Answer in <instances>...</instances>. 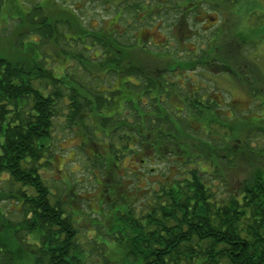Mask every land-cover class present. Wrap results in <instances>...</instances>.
Returning <instances> with one entry per match:
<instances>
[{
  "label": "trees",
  "instance_id": "1",
  "mask_svg": "<svg viewBox=\"0 0 264 264\" xmlns=\"http://www.w3.org/2000/svg\"><path fill=\"white\" fill-rule=\"evenodd\" d=\"M179 1L183 5L184 35L189 38L184 18L187 20L189 13L195 15L201 0ZM212 1L217 9L225 2ZM37 13L40 19L30 21L33 30L49 36L56 33L57 22L48 24L41 10ZM37 22L45 30L36 26ZM221 33L224 35L221 30L210 41L219 40ZM216 50L229 59L217 68L210 64L207 50L202 57L195 52L198 58L188 59L174 51L155 53L160 60L182 63L183 68H195L200 63L216 71H230L241 80L228 53L215 49V54ZM130 53L135 52L119 53L125 71L149 80L143 68L132 64L135 61ZM29 58L12 61L0 53V175L8 173L14 184L4 196L14 197L24 212L21 220L14 221L0 209V264H85V250L76 227L79 220L75 219L79 211L64 200L52 201L51 187L40 173L48 162L52 128L65 98L69 99L68 120L88 131L85 118L95 113L99 120H94L90 128H100L103 135L98 137L109 140L111 148H120L121 155L133 154L137 148L146 153L139 158L143 166L153 155L175 154L179 158L173 160L177 164L170 163L176 167L174 174L160 181L158 189L149 191V199L147 194L138 199L122 194L120 200L108 204L115 208L111 225L119 235L115 239V259L107 257L104 264H264V90L261 97H256L262 112L257 118L241 115L227 120L214 97L203 100L180 85L178 94L185 103L180 110L172 102L177 98L169 96L151 114L144 105L147 101L122 99L119 108L115 97L114 117L102 112L112 101L101 91L91 90L87 82L67 85L43 61ZM250 78L249 83H254L255 76ZM91 132L88 134L92 137L87 136L93 138L97 133ZM254 135L262 139L256 146L249 142ZM132 139L134 146L130 144ZM163 146L167 151L160 150ZM114 155H106L105 162L109 164ZM172 166H168L169 172ZM224 168L232 172L242 169L239 174L231 173L235 184L229 191L227 185L215 182ZM107 186L117 196L119 185L115 183V189L113 182ZM29 236L34 238L28 240ZM15 244L29 255L21 262Z\"/></svg>",
  "mask_w": 264,
  "mask_h": 264
},
{
  "label": "rangeland",
  "instance_id": "2",
  "mask_svg": "<svg viewBox=\"0 0 264 264\" xmlns=\"http://www.w3.org/2000/svg\"><path fill=\"white\" fill-rule=\"evenodd\" d=\"M23 1L27 6H33L29 14L22 6ZM37 2L38 0H0V53L12 61L24 60L29 57L36 62L43 61L46 67L53 70L55 76L63 77L67 85H71L72 82L79 84L80 81L81 83L87 82L91 90L107 88L101 91V94L106 98L110 97L112 105L103 107L102 112L115 117V101L112 100L114 96L112 93H118L116 90L114 91L117 84L112 81L114 79L112 72H108L112 71L111 68L104 74L107 67L113 66L115 63V51L83 49L81 45L82 33H77L78 29L72 25V23H76L72 19L65 20V22L66 17L60 16L58 9L53 6V2L49 4V2L43 1L42 3L45 5L49 17L54 20L50 22L54 25L57 22L56 33L54 31L52 36H49L46 32L33 30L30 21L40 19V15L35 9ZM175 2L171 1L168 4L169 8L163 10L170 15L167 17L168 25L164 27V30H161L160 36L154 34L153 40L173 44L171 46L174 47L176 43L180 42L181 49H173L183 59L198 58V55L202 57L207 50L210 53V64H214L216 68L225 64L229 59L224 53L222 55L216 50L215 54L213 50L219 49L226 52L232 65L238 69L237 75L243 80L235 79L230 71L218 69L216 71L198 63L195 68H182V76L177 78L174 75L171 76L170 79L176 82L174 86L178 87L182 82L183 86L190 87L191 90L201 83L203 91L210 90L214 94L217 102L221 104V112L224 113L227 120L241 115L259 117L262 112L256 97H261L262 90H264V0H232L233 3L225 0L220 4L219 9L212 4L213 1L201 0L195 15L189 13L188 21L184 18L189 30V38L185 37L183 29V31H176L175 25H172L176 19V13L180 12V9L177 10ZM65 7L71 9L69 14L79 18L80 12L73 4L65 1ZM209 16H214L218 20L217 23L212 24L207 19ZM35 25H39L45 30L42 23L37 22ZM218 27L221 28L224 35L221 33L222 36L219 40L212 39L213 41H210L214 33H218L216 32ZM195 52H198V55L195 56ZM130 55L134 58L132 60L137 63H142L144 60L151 62L159 60L155 51L152 50L148 53L141 51L130 53ZM190 65L194 66L195 64L191 62ZM243 69L244 71H242ZM185 73L189 74V77H186ZM250 73L255 76L254 83L251 84L249 83L251 81ZM89 74L94 77L89 78ZM101 76H105V78L101 80ZM130 78L134 77L130 76ZM131 88L134 90V84H131ZM115 97L117 99L116 107H122V99L119 98V95H115ZM181 97L182 95H180ZM180 98L172 101L179 109L185 105ZM147 99L146 97L145 100ZM145 108L148 110L147 106ZM167 108L170 107L167 106ZM68 110L69 99L65 98L58 106L59 115L55 118L52 128L53 143L47 154L48 162L41 167L40 173L43 180L51 187L52 201L64 200L70 203L69 205H73L76 211H79L78 214H75V219L79 220L76 227L79 228L80 242L85 250V264H104L107 257L115 259L117 250L115 241L119 235L118 232L115 233V226L111 225V217L115 218V208H110L108 204L117 199L120 200L124 194L127 198L133 199L144 197L147 194L146 197L149 199L151 197L149 191L158 189L160 181H166L171 178L169 174H174L176 167L170 163L177 164L173 160L179 158L175 154L167 157L153 155L147 159L143 166L140 164L139 158L145 156V152H139L140 150L134 148L133 154L121 155L120 148H111L109 140L98 137L103 135L100 128H96V130H94L96 126L90 128L93 126L94 120H99L94 116L95 113H92L91 117L85 118L89 127L88 131H84L83 125L82 129L76 122L68 120L66 117ZM125 111L130 113L127 108ZM191 123L194 124L193 121ZM90 131H95L97 136L91 138L92 135L88 134ZM87 134L91 137H88ZM261 140L260 136L254 135L249 142L256 146ZM134 143L135 140L132 139L130 144L134 146ZM167 149V146H163L160 150L167 151ZM106 155L107 157L114 155L109 164L104 160ZM168 166H172L171 172L173 173L169 172ZM131 169L137 170V172H128ZM241 171V168H235L233 172L224 168L223 175L215 182L223 187L227 185L226 188L229 191L235 184L231 173L239 174ZM166 176L169 177L166 179ZM112 182L114 189L115 183L119 185L116 190L117 196H115V192L107 189V184ZM11 188H14L11 178L8 173H2L0 175V191H2L0 192V209L7 217L19 221L24 216L21 204L14 197L4 196V192ZM28 191L31 190L28 189ZM33 238L29 236L28 240ZM15 246L19 262L29 256L23 247L16 244Z\"/></svg>",
  "mask_w": 264,
  "mask_h": 264
},
{
  "label": "flooded vegetation",
  "instance_id": "3",
  "mask_svg": "<svg viewBox=\"0 0 264 264\" xmlns=\"http://www.w3.org/2000/svg\"><path fill=\"white\" fill-rule=\"evenodd\" d=\"M43 1L49 2V4L53 2V6L58 9L60 16L66 17L64 21L74 20L76 24L72 23V25L78 29L76 32L82 33L81 45L83 49L115 51L117 53L116 56L118 59L115 60L113 66L107 67L104 74L109 68L114 71L108 72H112L114 76L112 81H114V84H117L114 91L116 90L118 92L116 95H119V98L123 100L141 99L148 101L144 105L148 107L150 114L155 113V108L161 104V101L168 99V96L172 99L180 98L178 88L174 86L176 82H173L170 77L174 75L177 78L183 75L182 63L162 59L154 62L150 60H144L142 63L132 62V64L137 63L138 68L144 69L142 71L146 73V78L149 79L146 80L145 78L137 77V75L135 76L125 71L126 67L123 65V61L120 60L119 56V53L122 52H145L151 50L155 52H176L173 48H177V50L181 49L180 42L176 43L174 47L171 46L173 44L160 43L153 40L155 38L154 34L160 36L161 30H164V27L168 25L167 17L170 15L167 11L163 10L169 8L168 4L173 0H38L35 9L37 11L41 10V16H44L48 24H50V17L46 12L45 5L42 3ZM65 1L73 4L79 10V18H75L72 14H69L71 13V9L65 7ZM175 1L177 10L183 7L182 1ZM22 6L27 14L32 11L33 6H27L24 1L22 2ZM67 7L69 6L67 5ZM207 19L212 24H216L218 21L214 16H209ZM172 25H175L176 31H182L184 25L182 12L176 13V19ZM216 32L218 33H214L215 35L219 34L221 28L218 27ZM165 40H167V37H165ZM184 75L189 77V74L185 73ZM130 76L134 78L131 79ZM93 77L94 75L89 74V78ZM104 78L105 76H101V80ZM131 84H134V90H132ZM182 84L181 82L180 86L188 93H191V95L201 97L203 100L209 96L215 98L210 90H202L201 83H198L199 85L191 88V90L190 87H185ZM106 89L97 88V91L100 92ZM112 94L114 95L112 98L115 100V94ZM144 97L148 99L145 100ZM151 100L153 102H150Z\"/></svg>",
  "mask_w": 264,
  "mask_h": 264
}]
</instances>
